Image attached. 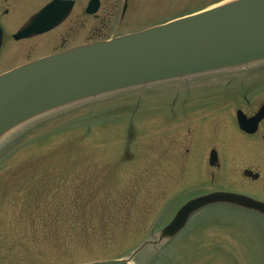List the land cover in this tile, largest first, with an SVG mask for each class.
Wrapping results in <instances>:
<instances>
[{
    "label": "rangeland",
    "instance_id": "374dc122",
    "mask_svg": "<svg viewBox=\"0 0 264 264\" xmlns=\"http://www.w3.org/2000/svg\"><path fill=\"white\" fill-rule=\"evenodd\" d=\"M223 1L128 0L121 23L70 30L64 23L39 39L6 40L0 75ZM22 15L8 16L11 23H3L8 33ZM61 31L67 32L64 40ZM263 65L260 58L128 85L60 108L9 137L0 145V264L120 258L130 264H264V220L256 212L249 218L236 214L240 206L231 201L198 208L171 240L159 234L194 196L240 190L239 160L247 157L245 162L261 168L258 152L242 146L231 126L220 128L225 116L219 103L260 102L259 87L248 92L244 86L256 81L236 86L234 73ZM258 84L264 90V82ZM212 148L220 157L216 170L206 163Z\"/></svg>",
    "mask_w": 264,
    "mask_h": 264
},
{
    "label": "water",
    "instance_id": "95a60500",
    "mask_svg": "<svg viewBox=\"0 0 264 264\" xmlns=\"http://www.w3.org/2000/svg\"><path fill=\"white\" fill-rule=\"evenodd\" d=\"M57 5L54 1L40 10L13 36L14 39L42 34L58 25L63 17L53 16ZM201 12L111 40L79 46L0 75V130L40 105L93 85L153 74L129 85L143 84L264 58V0ZM174 67H181V70L164 74L166 69ZM263 116L261 108L247 123H256ZM238 120L241 122L240 118ZM215 160L216 153L212 150L210 164ZM216 201H231L264 213L262 201L237 193L212 192L182 204L159 234L171 240L185 228L190 215L197 213L195 210ZM124 259L81 264H130L128 258Z\"/></svg>",
    "mask_w": 264,
    "mask_h": 264
},
{
    "label": "flooded vegetation",
    "instance_id": "af4514ba",
    "mask_svg": "<svg viewBox=\"0 0 264 264\" xmlns=\"http://www.w3.org/2000/svg\"><path fill=\"white\" fill-rule=\"evenodd\" d=\"M54 1H57L58 5L53 16L63 17L58 22V25L43 34L33 35L19 40L14 39V34L24 28L35 14ZM34 5L35 7L33 11L28 12ZM127 6L128 0H0V48L6 40L12 42H27L34 38L39 39L47 36L64 23L69 24L68 30L72 28L74 29L80 25L83 26L86 23L97 24L100 28L106 25V23H121L125 19ZM21 11L23 13L22 17L20 19L16 18L15 21L18 23V26H16L14 31L8 33V29L5 28L6 26H4L3 23H11L8 16L10 14L12 16L14 14L17 15ZM91 33L93 34V32ZM65 34H67V32H65ZM65 34L61 31L59 36L64 40ZM234 76L237 77L236 86H238L239 83L242 86L245 81H256V84H246L244 86L248 88V92L255 90L256 87H259L256 91H258V101L260 102L245 101V107L237 106L232 103L230 104L225 101L220 102L219 104H222L221 112L225 116L223 123L221 122L220 124V128L222 129L226 125L231 126L230 128L236 132V135L239 137L238 139L241 140L240 144L242 146L249 147V150L253 148L254 151L258 152L259 159H256V161H258L261 168L257 167L256 164L245 162L248 159L247 157H245L244 161L239 160V167L236 168V184L240 190H244V187H247V189L246 191L238 190L236 193L264 202V116L256 123H247L246 121L251 120V118H253L264 106V90H261V84H258L260 81L264 82V65L262 67L242 69L241 73H234ZM262 86H264V84ZM246 93H243L244 96H247ZM238 116L241 118V122L238 120ZM203 117H205V115ZM205 119L207 118L205 117ZM201 133L206 134V130ZM254 142L256 143V148L254 146ZM211 150L215 151L216 160L213 164H210L208 158L206 163L209 168L216 170L219 169L221 165L219 163L220 157L215 148H212ZM185 151L188 152V149H185ZM251 155L252 154H250V156ZM232 162L234 166H237V162H235L233 157ZM206 175H204L202 181L206 180ZM206 193L208 192H204L200 195H204ZM194 197H197V195ZM236 209V214L243 212L242 214H246L249 218L250 212H256L257 217L264 220V213L262 212L250 210L241 206H236ZM184 227H186V225Z\"/></svg>",
    "mask_w": 264,
    "mask_h": 264
},
{
    "label": "bare ground",
    "instance_id": "6f19581e",
    "mask_svg": "<svg viewBox=\"0 0 264 264\" xmlns=\"http://www.w3.org/2000/svg\"><path fill=\"white\" fill-rule=\"evenodd\" d=\"M251 0H226L223 1L219 4H216L215 6L206 9L205 11L201 12H208V11H213L215 9H222V8H227L231 7L237 4H241L243 2H247ZM181 70V67H174V68H169L164 71V74L168 73H177L178 71ZM153 74H146L145 76H138L137 78H132V79H124L121 81L117 82H108V83H102L99 85H93L91 87H88L84 90L76 91V92H71L66 95H63L61 97H58L56 99H53L43 105L38 106L37 108L27 112L26 114L22 115L18 119L14 120L4 128L0 130V145L6 141L9 137L13 136L15 133L20 131L23 127L26 125L42 118L43 116L50 114L54 111L59 110L60 108H63L65 106L71 105L73 103L82 101L87 98H92L98 94L105 93L109 90H113L116 88H120L122 86H126L132 83H138L143 80H146L150 78ZM125 259L123 258L124 261Z\"/></svg>",
    "mask_w": 264,
    "mask_h": 264
}]
</instances>
